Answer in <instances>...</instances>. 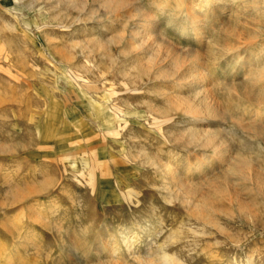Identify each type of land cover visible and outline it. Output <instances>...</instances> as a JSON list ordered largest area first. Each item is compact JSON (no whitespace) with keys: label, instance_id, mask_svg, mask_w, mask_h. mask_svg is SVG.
<instances>
[{"label":"rangeland","instance_id":"1","mask_svg":"<svg viewBox=\"0 0 264 264\" xmlns=\"http://www.w3.org/2000/svg\"><path fill=\"white\" fill-rule=\"evenodd\" d=\"M191 1L0 0V264H264V0Z\"/></svg>","mask_w":264,"mask_h":264},{"label":"bare ground","instance_id":"2","mask_svg":"<svg viewBox=\"0 0 264 264\" xmlns=\"http://www.w3.org/2000/svg\"><path fill=\"white\" fill-rule=\"evenodd\" d=\"M180 1V0H179ZM223 1L224 0H193L191 1V9L195 12L200 13L201 12L203 13L204 10H211L210 12H206L204 14H201V15H197L196 18L192 19L191 21V25H190V28L189 29H185L183 28L181 31L182 33H185V34H189V33H192L193 35H196V27L199 26L200 23L202 22H205L207 19H209L210 17H214L215 14L218 13V10H215V9H218L222 4H223ZM176 2V1H175ZM163 5V4H162ZM169 5V4H168ZM161 6V5H160ZM165 6V5H164ZM160 8V7H159ZM162 8V6H161ZM164 8V7H163ZM170 8V7H169ZM161 10V9H160ZM224 10V9H223ZM171 11V10H170ZM225 11V10H224ZM182 12V11H181ZM185 15V14H184ZM196 15V13H195ZM222 20V19H221ZM225 21V20H224ZM210 22V21H209ZM222 21H220L221 23ZM224 23V22H223ZM212 26V24H211ZM205 27V26H203ZM206 29V28H205ZM140 36V35H139ZM197 41V40H196ZM152 43V42H151ZM254 60V59H253ZM250 59L247 58V59H244V62H249ZM252 62V61H251ZM81 93V92H80ZM82 96L85 97L84 93H81ZM93 104L90 103V107L92 106ZM104 109V108H103ZM105 111V116L107 118V122L106 124H108L109 126H111L113 124V121L115 120L111 115L110 113L104 109ZM261 113V111H260ZM258 115H260L258 113ZM200 170V169H199ZM197 171V170H196ZM57 204H54V208H56ZM58 207V206H57ZM53 209H51V212ZM55 212V211H54ZM121 237H123V241L126 245V247L129 249L130 246L133 244L134 240H133V237H129L128 235H121ZM2 245V244H1ZM1 247V246H0ZM132 247V246H131ZM132 249V248H131ZM110 252H111V256L112 257H115L118 259V257H120L121 253H120V248H117V247H111L110 249ZM128 251V250H127ZM2 252V251H1ZM1 254V253H0ZM5 259V258H4ZM163 259V263L165 264H175V261L172 260V259H169L168 256H163L162 257ZM161 259V260H162ZM148 263V262H147ZM177 264V263H176Z\"/></svg>","mask_w":264,"mask_h":264},{"label":"crops","instance_id":"3","mask_svg":"<svg viewBox=\"0 0 264 264\" xmlns=\"http://www.w3.org/2000/svg\"><path fill=\"white\" fill-rule=\"evenodd\" d=\"M94 171V170H93ZM95 172V171H94Z\"/></svg>","mask_w":264,"mask_h":264}]
</instances>
